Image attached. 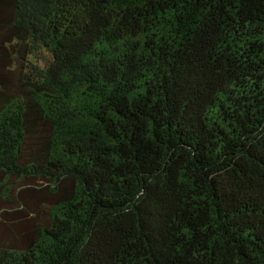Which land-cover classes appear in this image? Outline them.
Masks as SVG:
<instances>
[{"label":"trees","instance_id":"obj_1","mask_svg":"<svg viewBox=\"0 0 264 264\" xmlns=\"http://www.w3.org/2000/svg\"><path fill=\"white\" fill-rule=\"evenodd\" d=\"M0 264H264V0H0Z\"/></svg>","mask_w":264,"mask_h":264}]
</instances>
